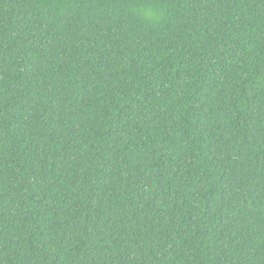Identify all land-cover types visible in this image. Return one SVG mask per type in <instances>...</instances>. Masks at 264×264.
Masks as SVG:
<instances>
[{"label":"trees","instance_id":"1","mask_svg":"<svg viewBox=\"0 0 264 264\" xmlns=\"http://www.w3.org/2000/svg\"><path fill=\"white\" fill-rule=\"evenodd\" d=\"M0 264H264V0H0Z\"/></svg>","mask_w":264,"mask_h":264},{"label":"clouds","instance_id":"2","mask_svg":"<svg viewBox=\"0 0 264 264\" xmlns=\"http://www.w3.org/2000/svg\"><path fill=\"white\" fill-rule=\"evenodd\" d=\"M133 11L151 24H161L163 22L161 11L153 6L145 5L142 8L133 9Z\"/></svg>","mask_w":264,"mask_h":264}]
</instances>
